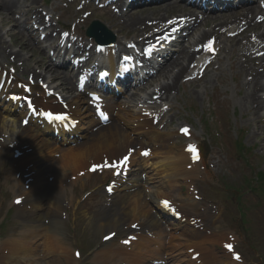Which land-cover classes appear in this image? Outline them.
Wrapping results in <instances>:
<instances>
[{
  "label": "bare ground",
  "instance_id": "6f19581e",
  "mask_svg": "<svg viewBox=\"0 0 264 264\" xmlns=\"http://www.w3.org/2000/svg\"><path fill=\"white\" fill-rule=\"evenodd\" d=\"M17 2H14L13 0H0V24L4 22V18L8 17V20L13 21V27L9 29V32L7 30L5 32L6 34L23 35L24 31H26V33L33 38V31L31 28L28 29L27 27L30 23L29 18H25L28 14V10L22 9V11L19 9V7H17ZM24 2H29L27 6H30L33 3L30 2V0H24ZM15 9L18 13L22 12L20 20L16 19L15 16L12 17L11 15ZM255 11V8H250L247 12L243 13V15L247 17L251 15L250 12L254 14ZM137 19L139 21L143 20L142 18ZM136 22L137 20H134L133 18H129L127 20V24L133 28L134 26L132 25ZM4 34L0 31V42L2 44H5L3 40ZM46 41L50 42L48 38ZM2 44H0V46H2ZM240 44V40L235 38L231 43V47L236 50L239 48ZM246 45L247 44H242L238 54L241 50H243V48H246ZM183 51H185L184 56H190L185 48H183L181 53H183ZM22 57H24V54ZM186 58L174 59L171 66L178 62L183 63ZM24 59L29 60L30 57H24ZM185 66L186 65H183L181 69H184ZM235 66L241 67L245 74L249 73L250 70H253V68H249L248 65L243 63H235ZM49 71L50 70L48 69L44 70V75L47 76V74L50 73ZM43 72H41V74ZM163 72L168 73L166 76L171 78L172 82L165 83L164 85L159 82L158 85H161L159 90L163 91L162 98L169 100L170 90L178 84L175 82L178 78L179 72H173L170 68ZM56 76L59 75H50L47 76V79ZM260 76L261 74L258 72L255 74V78L249 83V90L243 98L244 103L242 102L245 109H247L251 114L256 115V118L260 115L261 110L259 109L264 107V100L260 98L258 95L259 93L257 94L258 89L264 88V82L258 78ZM64 84L66 86L71 85L70 77L64 79V83H62V85L64 86ZM194 93H196L195 90L193 91V94ZM3 111L8 114L4 116ZM12 111L13 108L10 105H5L3 108H0V136H5V134H7L3 139L4 143L13 142L16 146L27 145L31 147L32 152L25 155L30 160L36 161L35 158H32L35 155L39 159H48L51 155L49 153L52 152V150L55 151L57 147L53 146V142L49 137L43 135V131L32 127L24 129V127L21 126L18 116L9 115ZM128 117L129 119L126 120V124L122 125L121 123L115 122L112 126L101 129L88 136V141L77 145L68 151L66 150L61 152L60 155L65 160L63 161L62 167H52L46 172H53L55 178L52 182L46 180L42 175L40 176L35 173L33 175V182H31V188L29 190L24 188L19 190L21 194L16 197H26L25 200L28 204L32 205L34 212L28 210L20 211V226H18L12 236L7 239V242L4 243L6 244L5 247L7 253L6 255L0 256V264H78L73 252L71 253L70 247L63 242L62 238L54 233L64 225L59 216L60 211L62 210L61 197L63 195L60 189L61 187L66 186V183L62 184L67 178V176H64L66 163L72 162V164L76 166L83 165V161L85 159L99 157L104 152H108L109 155H112L113 152L124 148L125 146L127 147L131 142L135 141L131 132L140 133L144 140L147 141L148 139H153L154 144H159L156 149V153H154V156L156 157L155 161L162 167V170L166 173L170 182L173 181L177 183L180 182L181 178L183 179L190 176L191 172L182 168L188 161V155L183 151H177L173 144L169 142L171 138L169 133H163L160 131L157 133V130L141 133L140 128L143 127L142 123H138L136 127L134 126V128L131 125V123H134L133 119L137 118L134 115L133 110L128 113ZM20 149L24 150L21 147ZM66 157L69 159H66ZM148 162V160H145V165ZM152 180L153 177L149 176L144 182L145 184H151V190L149 193L151 198L149 202L144 203L148 193H146L143 189L136 192L126 191L128 193L123 191L117 195L118 207L114 210H110L109 213L105 215V218L96 221L98 223V227L100 229H106L108 227L119 228L123 224H128L126 220L129 216H133V218L140 216L144 220L143 224L145 227L153 228L154 230H162V223L158 219L157 214L153 213V210L160 209L159 205H157L158 200H156V198L157 195L162 193L161 187L163 186L162 183H158L157 181L152 182ZM69 182L70 181H67V183ZM69 185L70 186L68 187L72 186L71 184ZM189 203L194 204L196 201L194 199L186 201L182 205L183 208L185 207V210L189 209V207H187ZM185 214L188 215L186 211ZM50 219H52V221L50 225L47 226L44 223V220ZM175 223V229H181V231L173 237L183 239L184 241L180 244L191 245L188 248L193 246L198 247V250L202 253L198 260L200 264L224 263L223 257L217 256L214 250V245L221 242L217 233L207 235L200 229L192 227L188 224H183L181 221H176ZM211 224L215 225V220H212ZM47 227H49V229ZM35 238L44 240L43 247L37 245L34 241ZM53 242H57V245H54ZM211 242L212 244L210 245ZM151 243V239L143 235L140 239L132 243L131 251L125 249L124 246H103L102 249L96 253V260L98 264H151L147 262V259L151 258L152 260H155L164 258V254L160 250L155 248L151 249ZM39 252L42 253L39 255ZM125 260L127 263L122 262Z\"/></svg>",
  "mask_w": 264,
  "mask_h": 264
},
{
  "label": "rangeland",
  "instance_id": "374dc122",
  "mask_svg": "<svg viewBox=\"0 0 264 264\" xmlns=\"http://www.w3.org/2000/svg\"><path fill=\"white\" fill-rule=\"evenodd\" d=\"M36 4L33 5V7H37L40 9L45 8L47 9L48 7L45 6V2L43 0H35ZM38 10V9H36ZM9 27V25H3L2 28L0 27V29L3 28H7ZM6 38H10V37H6ZM11 39V38H10ZM8 44H13L14 42L11 40V43L9 41V39L7 40ZM15 49H17L18 51L22 50L20 47V44H16L14 43ZM21 53H23L22 51H20ZM28 54V53H27ZM29 55V54H28ZM36 60V56L34 58H32V60H30L29 62V66H35L36 68L40 67L39 65L36 64L35 62ZM211 75V74H210ZM229 84H227V89L224 90L222 96L223 97H228L231 101L230 106L227 107L230 116L232 118V138L235 140L237 134H241L240 131H237L236 133V125L239 127H242L244 129H247V131L245 132V137H244V141L247 144V146L251 145L255 147V144L258 143L260 137L256 135V133H252L253 130V121L246 123V118H248V116L243 114V109L242 106L238 103L236 105L233 104L234 100L239 99L240 95H242V93L245 92V89L243 87L240 88V91H236L235 88H233L234 84H232L233 80L230 78L229 76ZM235 84H237V81H235ZM212 91V89L210 90ZM198 102H201V100H196ZM198 108V114L195 115L194 118V122L199 126V123H197L196 121L201 118V116L203 115L204 111V117H208L209 114L207 113V106L206 103L205 105H203V103L201 102L200 104L197 105ZM249 127L250 129L246 128ZM259 143H258V148L257 151H259ZM260 153V152H259ZM261 154V153H260ZM253 164L256 166L253 171L247 170V174L249 175V177L253 178L255 177V173L259 170V169H264V154H262V158H259V161H253ZM69 168H71V166H69ZM73 168V167H72ZM12 171L11 172H7L5 173V171H2L0 173L1 179H0V222L4 219L7 211L9 209H11L12 207L10 206V200L13 198L12 197V184L11 183H7L5 182V179L8 175H10L12 178L15 177L14 174L12 175ZM245 172L243 171L241 177L243 176ZM240 181H242L240 179ZM239 181V183H240ZM90 184H86L84 186V184H79L78 186L75 187V191L77 192L76 194H82L85 190L89 189ZM93 184H94V180H93ZM168 188L170 187V185L167 186ZM205 187V186H204ZM206 188V187H205ZM207 189V188H206ZM71 191V190H69ZM209 191L213 192L212 190ZM69 194V192L67 193V195ZM80 197V196H79ZM258 199L260 200V196H257ZM80 200V199H79ZM229 204L232 205V202L229 201ZM221 207V206H220ZM83 208V207H81ZM222 208V207H221ZM15 210V208H12L11 212H10V216H9V220L5 221V225H6V231L3 234L5 236V238H8L12 232L17 228V226L19 225L18 220L16 219L15 214L17 212L13 211ZM222 211V210H221ZM212 213V211H210V214ZM96 215L97 213H95V210L90 211V212H84V211H78L77 215H80L79 218L75 217L74 221L70 222V227L72 229L71 233L73 236H71L72 238L76 239L78 242L81 243L82 246H84V248L90 247L93 248L96 245V239L95 237H92V233L89 232V222H86L88 217H91V215ZM219 217V216H218ZM77 223V227L79 228L77 230V233L75 234V224L73 223ZM218 222L220 224H223L221 221H216V225H217V229L219 228ZM225 231H227V229H223ZM90 233L91 235L87 234ZM249 234H251V239H245L244 244H243V248L245 249V251H247L248 254V261L249 264H264V220H263V226H262V231L259 230V226L255 227V230L253 228L249 229ZM68 238V237H67ZM66 238V239H67ZM71 239V238H70ZM243 239V238H242ZM93 252L92 254L89 252L87 254L86 259H90L89 260V264H91V261L93 262ZM219 254H221L219 252Z\"/></svg>",
  "mask_w": 264,
  "mask_h": 264
},
{
  "label": "snow or ice",
  "instance_id": "6c2138e0",
  "mask_svg": "<svg viewBox=\"0 0 264 264\" xmlns=\"http://www.w3.org/2000/svg\"><path fill=\"white\" fill-rule=\"evenodd\" d=\"M65 35L67 36L68 34L65 33ZM126 59H130V58L126 57ZM101 114L103 115V113H101ZM45 115H47L49 118H51V119H55V120H61V121H63V120L66 119V116H64V115H55V116H53V114L50 113V112H49V113H45ZM183 131L187 132L188 130H187V129H183ZM190 151H192V152L195 153V152H196V148H195V146H191ZM144 154L147 155L148 153L145 152ZM195 158H196V159H199L198 154L195 156ZM128 161H129V156H128V155H125L121 160L117 161L115 164H111V163H109V164H106V165H97V166H94L93 170H95V167H111V168H118V169H121V170H122L125 166H127ZM119 174H121V173H120V172H117V175H119ZM111 190H112V189H111V187H110V188H109V191H111ZM18 202H19V201H18ZM163 204H164L166 207H171V202H170V201L165 200V201H163ZM173 211H175V209H173ZM177 214L179 215L178 212H177ZM134 227H135V225H134ZM106 238H107V237H106ZM227 247H228L229 249H232V248H233V246H232L231 244L227 245ZM77 255H78V254H77ZM236 258L239 259L240 257L237 255Z\"/></svg>",
  "mask_w": 264,
  "mask_h": 264
}]
</instances>
